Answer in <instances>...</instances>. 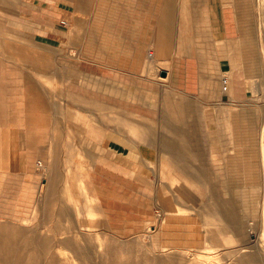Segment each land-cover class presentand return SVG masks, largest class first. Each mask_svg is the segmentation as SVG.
<instances>
[{"label":"rangeland","instance_id":"obj_1","mask_svg":"<svg viewBox=\"0 0 264 264\" xmlns=\"http://www.w3.org/2000/svg\"><path fill=\"white\" fill-rule=\"evenodd\" d=\"M224 2L234 41L229 42L235 44L238 61L223 76L236 81L235 102H220L218 109L227 106L245 113L252 142L234 141L231 126L225 131L221 120L205 118L207 123L197 127L202 131L187 133L188 152L194 156L187 158L191 172L168 163L169 156L161 148L149 150V154L141 149L136 172L130 175L133 180L113 178L102 189L107 209L93 196L89 172L96 156L84 131L93 130L101 120L109 130L117 128L125 139L146 145L137 127L132 128L120 110L115 112L110 100L115 95L116 61L120 67L122 61L124 65L131 62L132 55L143 57L150 67L144 75L152 81L162 80L158 68L166 61H149V48L154 52V45L162 46L167 56L173 51L181 32L183 5L170 0H94L90 12L78 19L85 24L60 19L53 25L58 31L52 37L31 36L22 30L27 21L6 20L0 11V264H264V0H249L244 10L248 23L240 22L235 4ZM186 8L191 18L199 17L201 26L204 17L197 13L196 5ZM170 10L169 23L157 17ZM253 24L256 44L251 49L256 53L240 36L247 27L253 31ZM31 56L52 60V67L38 66L43 71H37L36 63L26 59ZM259 62L261 76L252 67ZM100 87L109 100L98 101ZM74 94L100 102L101 108L78 109L70 99ZM127 113L135 125L137 119H143ZM214 121L226 132H218L222 136L218 146L210 143L212 129L217 128ZM13 131L26 132L32 144L44 132L48 156H36L28 177L18 169L20 148L8 154ZM113 132L108 136H114ZM170 137L183 140L185 136ZM54 141H59L60 157L52 150ZM198 154L212 177L224 176L230 160L236 162L237 176L252 171L261 177L257 197L248 186L225 192L239 205L240 223L246 227L239 231L243 238L228 229L210 203L207 186L196 179L201 161ZM51 164L61 180L48 202ZM159 187L164 194L157 191ZM133 188L147 192L148 199L135 196ZM212 232L219 233L217 243L211 239ZM168 234L169 239L164 237Z\"/></svg>","mask_w":264,"mask_h":264},{"label":"crops","instance_id":"obj_2","mask_svg":"<svg viewBox=\"0 0 264 264\" xmlns=\"http://www.w3.org/2000/svg\"><path fill=\"white\" fill-rule=\"evenodd\" d=\"M134 1L142 2L146 0ZM170 1H180L181 5H183L179 18L181 32L174 43L173 51H170L168 56L163 52L162 46L154 45V52L148 47L150 51L148 52L152 53V55L149 58L147 57L149 61L165 60L166 64L161 68H157L159 73L166 72V76L161 77L162 80L157 81L148 79V75L145 76L144 73H148L150 67L145 65L143 57L137 56L135 58L132 55L131 58L137 62L132 60L131 62H125L124 65L122 61L120 67L118 65L119 62L116 61L115 88L113 89L115 95L110 100L114 101V111L118 112L120 110L121 116H124L125 121L132 123V128L137 127L136 131L141 133L140 138L146 142V145L138 146L134 141L125 139L118 134L117 128L113 132L107 128L106 122L101 120H99L98 126L93 130L88 127L84 131V136L88 139L86 142L92 143L90 150L92 149V154L96 156L94 167L89 172L94 189L93 196L100 201L105 209H107V199L102 189L105 188L107 182L114 181V179L119 180V182L133 180L130 175L136 172L141 156L140 151L144 150V148L148 150V154L149 150L161 148L169 156L168 163L177 164L184 171L191 172L189 169L190 162L188 163L187 158H191L193 154L188 152L189 139L187 133L202 131V128L197 127L207 123L208 119L205 121V118L213 119L214 117V120H221L225 123L226 128L223 126L225 131L228 126H231L234 141L243 142L247 140L250 143L252 142L249 137L245 113L234 112L232 109H228L227 106L218 109L220 102L227 104L235 102L232 97V91L236 89L235 79H231L230 88L226 93L223 92V88L221 89V86L223 87L221 78L226 71L234 68L238 61L235 44L229 42V39L233 41V38L229 23V13H227L224 6V0H201L200 2H197L198 0ZM227 1L237 7L240 22L248 23V16L246 17L247 13L244 10L250 5L249 0ZM93 2L94 0H0V11L6 14V20L27 21V27L22 30L31 36L52 37L57 35V32L53 31H58L53 28V25L54 23L58 24L57 21L60 19L69 22L74 21L76 25L85 24V21H81L83 19L81 14L89 13ZM192 4L196 5L197 13L201 12L204 17L201 26L199 17L197 18L194 15L191 18V14L187 12L189 9L186 6ZM80 17L82 19L78 20ZM157 17L161 18L163 22L169 23L172 20L173 13L171 10L161 11L157 14ZM74 33L75 36L79 35L75 30ZM255 33L256 28L253 24V31L251 27H247L240 34L250 51L254 53L256 52L251 49V46L256 44ZM144 50L145 48L142 51L144 52ZM31 57H26V59L30 63H36L34 67L37 68V71H43L38 69V66L45 70L52 67V60L44 62L40 59V56L38 58H33L35 56ZM252 67L256 68L259 76H261L260 62L256 66L252 65ZM103 88L100 87L99 91L100 98L98 101L100 102L109 100L107 94H103ZM225 93L226 95H224ZM83 98V96H77V94L70 96L71 102L78 109L87 111L96 106L101 108L100 102ZM128 111L131 112L132 116H140L143 119H137L138 122L136 121L135 125L133 123L134 118L130 117L127 113ZM217 121H214L217 128L212 129L214 132H212L210 137L212 146H218L221 143L222 136L219 133L223 134L222 130L225 132L223 127H219ZM123 122L124 120L122 121L121 119L122 124ZM112 132L114 136L112 134L108 136V133ZM157 133H168L169 135L157 136ZM170 134H182L188 141L186 142L184 138L183 140H173ZM9 136L8 154H11L12 150L20 148L17 157L18 169L28 177L33 170L36 156H42L44 159L48 156L45 151L47 147L43 144L44 132H41L40 138L35 137L32 140L35 141L34 144L31 143L32 137L28 136L26 132L13 131ZM59 141H54V146L52 147V150H57L58 153L56 152V154L58 157H60ZM33 146L37 150H34ZM54 153L55 151L51 154ZM249 155L251 156L252 152ZM198 156L200 155L198 154ZM200 158V168L199 172L196 173V179L199 183L207 186L210 192V203L214 207L215 212L226 223L228 229L234 235L243 238V234L239 231L246 229V227L243 223H240L239 205L233 198H227L225 192L229 189L239 190L242 189V186H248V189L254 191L257 197L260 195L258 186L261 177L252 171L248 176H237L234 172V164L236 162L233 160L226 162V166H228L224 176L217 175L212 177L205 167L201 156ZM49 175L50 181L46 187V199L51 202L55 197V191L59 188L58 184L61 180L58 169L55 168L54 164L50 166ZM97 179L100 180L97 182ZM132 190L135 192V196H142L148 199L147 192H140L138 188H133ZM157 191L164 194L160 187L157 188ZM120 193L123 194L124 191L120 190ZM120 197H123V195ZM254 206L258 212L259 206L256 203ZM64 212L62 211L61 213ZM162 226L164 227V224ZM210 235L211 239L217 243L219 233L215 234L212 232ZM166 236L169 239V234L164 235V237Z\"/></svg>","mask_w":264,"mask_h":264},{"label":"bare ground","instance_id":"obj_3","mask_svg":"<svg viewBox=\"0 0 264 264\" xmlns=\"http://www.w3.org/2000/svg\"><path fill=\"white\" fill-rule=\"evenodd\" d=\"M224 80L226 81V83H224ZM230 83H231V81H230V78H226V77H223L222 78V84H223V90H224V92H228V90H229V88H230ZM261 135V134H260ZM262 135H263V137H264V125H263V129H262ZM41 166L43 167V164H41ZM227 211V210H226ZM262 241V243L264 244V234H263V239L261 240ZM262 248H263V246H262ZM260 251H261V249H260ZM263 251V250H262ZM261 255H264V254H261ZM264 259V258H263ZM247 261V260H246ZM247 263V262H246Z\"/></svg>","mask_w":264,"mask_h":264},{"label":"water","instance_id":"obj_4","mask_svg":"<svg viewBox=\"0 0 264 264\" xmlns=\"http://www.w3.org/2000/svg\"><path fill=\"white\" fill-rule=\"evenodd\" d=\"M161 76L165 77L166 76V72H161Z\"/></svg>","mask_w":264,"mask_h":264},{"label":"built area","instance_id":"obj_5","mask_svg":"<svg viewBox=\"0 0 264 264\" xmlns=\"http://www.w3.org/2000/svg\"><path fill=\"white\" fill-rule=\"evenodd\" d=\"M224 83H226V81H225V80H224ZM41 164H42V163H41V162H39V165H40V166H41Z\"/></svg>","mask_w":264,"mask_h":264}]
</instances>
